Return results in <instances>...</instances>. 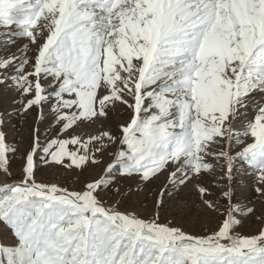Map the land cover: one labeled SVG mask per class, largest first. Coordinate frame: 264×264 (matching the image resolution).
<instances>
[{"label":"snow or ice","instance_id":"1","mask_svg":"<svg viewBox=\"0 0 264 264\" xmlns=\"http://www.w3.org/2000/svg\"><path fill=\"white\" fill-rule=\"evenodd\" d=\"M0 264H264V0H0Z\"/></svg>","mask_w":264,"mask_h":264},{"label":"rangeland","instance_id":"2","mask_svg":"<svg viewBox=\"0 0 264 264\" xmlns=\"http://www.w3.org/2000/svg\"><path fill=\"white\" fill-rule=\"evenodd\" d=\"M14 167L18 168L19 164L18 163L14 164ZM133 206H137L138 207V202H137V204H135ZM183 226L185 227L186 230H188L190 232L199 233V232H202V231L205 230L201 224H195L194 225L191 222V220H188L187 218L185 219V222H184ZM211 226H214V223ZM245 230H247V228Z\"/></svg>","mask_w":264,"mask_h":264}]
</instances>
